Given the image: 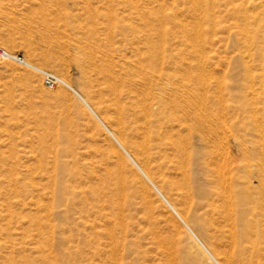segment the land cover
Returning <instances> with one entry per match:
<instances>
[{"label":"rangeland","instance_id":"obj_1","mask_svg":"<svg viewBox=\"0 0 264 264\" xmlns=\"http://www.w3.org/2000/svg\"><path fill=\"white\" fill-rule=\"evenodd\" d=\"M150 8L151 0H0V47L57 74L88 98L102 119L110 116L106 106L113 108L117 103L121 107H131L128 97L121 99L119 95H127L131 84L140 93L148 94L149 101H162L168 113H172V105L179 109L182 103L186 110L176 112L175 116L188 114L189 118L183 123V129L177 126L174 130H180L179 136L190 150L193 149L190 162L196 163L197 174L191 175V180L187 181L178 166L167 163L161 169L148 172L134 156L136 161L172 204L173 198L163 189L158 174L179 184L180 195L184 196L193 215L202 223L219 218L206 207L211 203L212 192L206 180L219 172L232 175L240 191L250 184L249 192L253 199H260V213L264 215V91L253 88L260 95V100L253 105V100L247 98L248 74L244 68L247 62L256 75L264 78V53L255 50L244 60L238 52L234 31L224 20L218 37L205 35L202 38L204 46L200 45L196 52H188L180 44L181 39L161 43L155 38L152 45L140 43L138 38L143 35L140 32L143 27L136 14L139 11L147 15L148 21ZM188 22L193 23L190 19ZM191 25L188 30L193 28ZM154 54L157 55L158 66L152 69L157 76L162 75L166 79L164 85H147L135 75L137 70L150 69L146 59ZM183 85L189 89L182 88ZM61 95H66L68 100L64 102ZM116 98L121 103L116 102ZM74 102L80 103L71 89H50L33 70L0 60V159L19 173L20 185L27 183L25 201L34 199L38 205L41 200L42 216H49L57 229L52 243L46 242L39 230L32 226L31 218L36 212L21 203L13 205L12 199L17 198L5 182L1 183L0 214L6 215L7 219L0 221V229L10 237L3 236L0 241V264L116 263L113 260L114 242L108 232L111 225L105 215L108 211L102 213L86 204L82 196H65L49 210L48 206L53 202L52 186L45 172L36 170L37 154L29 142L24 143L36 134L35 116L38 117L36 119H50L56 123L64 117L67 106ZM105 123L114 132L113 126ZM103 131L109 136L105 129ZM10 134L16 138V162L11 158L14 152ZM116 137L123 143L118 135ZM153 140L152 144H155L156 140ZM179 156L180 159L175 158L174 161L186 159L184 155ZM0 164V174L5 178L1 161ZM69 164L72 165L71 160ZM50 172L51 169L47 173ZM30 180H35L36 186H32ZM176 207L183 220L193 227ZM176 218L185 229L183 222ZM193 229L221 264H226L213 252L210 241L198 229ZM46 230L47 236L51 237L49 226ZM217 231L225 232V237L218 235L220 232L217 234ZM211 232L216 234L218 244L229 246L228 223L219 230L211 227ZM57 236L69 239L76 257L70 255L68 244ZM128 236L127 242L134 248L132 242L136 238L132 234ZM116 249L122 264H144L135 251Z\"/></svg>","mask_w":264,"mask_h":264},{"label":"bare ground","instance_id":"obj_2","mask_svg":"<svg viewBox=\"0 0 264 264\" xmlns=\"http://www.w3.org/2000/svg\"><path fill=\"white\" fill-rule=\"evenodd\" d=\"M149 11L148 21H146L147 15L139 11L136 14V19L143 27L140 31L143 35L138 38L140 43L152 45L155 38L161 43L169 39L171 41L181 39L180 44L184 45L188 52H196L200 45L204 46L202 38L205 35L218 37L224 20L234 31L233 37L239 44L238 52L244 60L246 56L253 55L252 52L255 50L264 53V0H151ZM182 17L184 20L181 19ZM188 19L193 22L191 30H188L192 26ZM205 25L207 27H204ZM179 35H182L181 38ZM157 61V55H152L146 59L150 69L137 70L135 75L141 77L147 85L150 83L164 85L166 79L162 75L157 76L152 69L158 66ZM244 68L248 74L247 98L253 100L254 105L260 100L258 98L260 95L253 88L264 91V78L256 75L249 63L246 62ZM62 80L65 87L75 93L80 103L74 102L68 105L64 117L56 123L50 119L42 121L35 116L36 134L24 142H29L37 154L36 170L44 171L52 186L53 202L49 204V210L53 209L55 202H59L65 196L68 198L82 196L86 199V204L92 205L102 213L108 211L105 215L111 225L108 232L114 242L113 260L117 264H122L116 249L119 247L135 251L141 256L144 264H210L211 262L221 264L193 228L198 229L200 234L210 241L213 252L221 256L226 264L238 262L264 264V215L260 213L261 208L258 203L260 199H253L249 192L250 184L242 187L240 191L232 175L227 176L219 172L216 176H209L206 181L212 189L209 198L211 203L206 207L213 216L218 215L219 218H211L205 224L193 215L188 202L183 195H180V185L158 174L163 189L173 198L174 204L179 207L185 219L192 223V227L183 220L177 207L169 201L165 193L150 179L134 158L135 156L140 160L148 172L161 169L168 163L174 167L178 166L181 175L187 181L191 180V175L197 174L196 163L193 160L192 163L190 162L193 149L190 150L179 136L180 130L178 132L174 130L177 126L183 129L185 125L183 123L189 118L188 114L182 117L175 116L176 112L186 110L182 103L179 109L172 105L173 114L168 113L162 101L155 99L149 101L148 94L140 93L134 84H131V91L127 95L119 93L121 99L128 97L131 107L128 109L118 106L117 103L113 108L106 106L105 110L110 116L102 119L88 98L77 92L64 79ZM182 88L189 89L184 85ZM161 90L166 94L164 89ZM113 91L117 90L113 89ZM61 98L64 102L68 100L66 95H61ZM116 102L121 103L119 98H116ZM105 122L113 126L114 132L123 143ZM176 122L178 125H175ZM153 138L156 140L155 144H152ZM9 141L14 152L16 138L13 134H10ZM11 154V158L16 162L14 155L16 153ZM179 155H184L186 159L174 161L175 158L180 159ZM69 160L72 165L69 164ZM0 161L3 164L2 171L6 175L4 178L0 174V184L5 182L8 190L15 196L14 198H17V200L12 199L11 203L13 205L21 203L30 211L36 212L31 218L32 226L39 230L46 242L51 244L57 235V229L49 216L45 218L42 216L41 200L38 201V205L34 199L26 202L27 183L20 185L19 173H15L11 165L4 164L2 159ZM250 167L247 169L251 170ZM50 169L51 172L47 173ZM1 179L5 181L1 182ZM30 183L36 186L35 180H30ZM88 195L90 198L87 197ZM176 217L183 222L185 229ZM6 219V215L0 214V221ZM227 223L230 226L231 241L228 247H224L215 241L216 234L211 232V227L219 230V227L222 228L223 224L227 225ZM48 226L51 237L47 236ZM3 231L0 229V241L3 236L10 237L9 233L4 234ZM216 233L224 237L226 235L223 231ZM129 234L136 238L132 242L134 248L127 242ZM57 238L65 241L70 255L76 257L69 239L62 236Z\"/></svg>","mask_w":264,"mask_h":264},{"label":"built area","instance_id":"obj_3","mask_svg":"<svg viewBox=\"0 0 264 264\" xmlns=\"http://www.w3.org/2000/svg\"><path fill=\"white\" fill-rule=\"evenodd\" d=\"M0 60L11 61L25 68L33 70L42 78L44 85L50 89L65 87V83L57 74L49 70L38 68L32 66L31 64H28V62H26L25 59L20 54L10 53L0 47Z\"/></svg>","mask_w":264,"mask_h":264}]
</instances>
